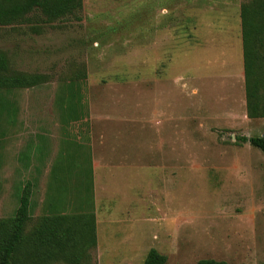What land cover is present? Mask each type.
Listing matches in <instances>:
<instances>
[{"label":"rangeland","instance_id":"obj_1","mask_svg":"<svg viewBox=\"0 0 264 264\" xmlns=\"http://www.w3.org/2000/svg\"><path fill=\"white\" fill-rule=\"evenodd\" d=\"M185 1L82 0L79 20L33 12L0 25L5 73L41 81L0 92V220L30 181L25 232L41 216L96 214L100 251L81 264H143L151 249L166 264H264V155L235 141L264 138V118L229 116L185 60ZM254 53L264 83V40ZM124 143L143 178L106 192L104 157ZM105 205L117 212L107 222Z\"/></svg>","mask_w":264,"mask_h":264},{"label":"trees","instance_id":"obj_2","mask_svg":"<svg viewBox=\"0 0 264 264\" xmlns=\"http://www.w3.org/2000/svg\"><path fill=\"white\" fill-rule=\"evenodd\" d=\"M82 0H0V25H12L29 13L39 12L52 22L76 16ZM240 21L244 49L246 116L250 120L264 118V83L255 78V47L264 40V0H247L240 5ZM5 61L0 56V92L38 86V76L7 75ZM3 72V73H2ZM263 86V87H262ZM248 143L264 155V138H236ZM89 173V172H88ZM32 183L27 181L19 196L13 217L0 220V264H81L84 251L97 245L95 214L45 215L37 219L28 232L25 228L33 219L30 198ZM166 257L151 249L143 264H166ZM196 264H227L211 259Z\"/></svg>","mask_w":264,"mask_h":264},{"label":"crops","instance_id":"obj_3","mask_svg":"<svg viewBox=\"0 0 264 264\" xmlns=\"http://www.w3.org/2000/svg\"><path fill=\"white\" fill-rule=\"evenodd\" d=\"M240 5L241 0H186L183 11L185 20L183 52L185 60L188 56L192 58L190 67L198 70L199 80L206 82L213 101L225 103L226 106L223 107L230 111L229 116L232 112L242 111L244 117L247 118ZM168 32L169 29H166V33ZM167 44H169L168 41ZM202 71H205V73L202 74ZM123 145L126 147V143ZM123 151V155L122 153L118 154L115 149L112 152L107 151V156L104 157L105 163L114 164L113 167L110 166L108 170L102 172L103 176H108L106 192L110 191L109 188L111 187L118 189L123 181L126 184L128 182V190H133L134 185L137 186L138 176L139 181L143 178L141 165L134 163L132 158L127 156L129 155L126 152L127 147ZM91 163L94 165L92 173L96 177L102 159L95 157L93 152ZM95 165L99 167H95ZM118 179L121 180L120 183ZM139 185L141 187V184ZM137 196H140L137 203L142 206V194H137ZM130 202L125 203L129 204ZM136 204L134 207L129 204L130 208L128 207V209L126 206L123 208L129 212L134 208L133 212L135 214ZM106 205L107 222L114 219L117 214L115 205L119 206L120 211L122 204H115L111 208ZM139 213L141 214L140 209ZM95 220L97 249L99 250V219H97L96 214ZM112 244L115 243L110 242L107 237L105 245ZM101 255L103 256V253ZM98 259L100 260L101 257L99 256Z\"/></svg>","mask_w":264,"mask_h":264}]
</instances>
